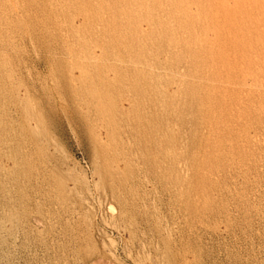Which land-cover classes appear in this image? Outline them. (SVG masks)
Masks as SVG:
<instances>
[{"label":"rangeland","instance_id":"obj_1","mask_svg":"<svg viewBox=\"0 0 264 264\" xmlns=\"http://www.w3.org/2000/svg\"><path fill=\"white\" fill-rule=\"evenodd\" d=\"M0 264H264V0H0Z\"/></svg>","mask_w":264,"mask_h":264}]
</instances>
